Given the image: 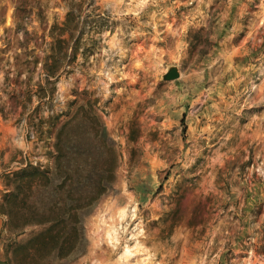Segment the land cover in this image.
I'll list each match as a JSON object with an SVG mask.
<instances>
[{
	"label": "rangeland",
	"instance_id": "obj_1",
	"mask_svg": "<svg viewBox=\"0 0 264 264\" xmlns=\"http://www.w3.org/2000/svg\"><path fill=\"white\" fill-rule=\"evenodd\" d=\"M0 264H264V0H0Z\"/></svg>",
	"mask_w": 264,
	"mask_h": 264
},
{
	"label": "trees",
	"instance_id": "obj_2",
	"mask_svg": "<svg viewBox=\"0 0 264 264\" xmlns=\"http://www.w3.org/2000/svg\"><path fill=\"white\" fill-rule=\"evenodd\" d=\"M74 8H71L69 10V12L67 13V18H66V22L64 23L65 27H68L69 24L73 21L72 17L74 15ZM65 34V29H63V32L60 34L61 36H63ZM57 41L59 43H68V40L66 38H58ZM63 49V50H62ZM60 52L57 54L56 52L58 51H53L49 56H47L43 66H42V71H43V79L45 80V84L44 85H40L38 92L36 93V95L38 96V98L40 100L45 99L46 97L51 98L53 95V89L49 88L50 85L53 84V86L56 84V80L58 79V77L60 76L61 72H65L67 71V66L70 65V61H66L64 59L65 56H67V49L66 46L62 47L60 50ZM63 56H62V55ZM54 79V80H51ZM26 98L27 101L29 102L31 99V95H32V91L28 90L26 93ZM84 109L83 105H79V109L77 110V112L73 115V117H71L70 119H67L64 122V130H67L69 128V126H71V124H73L76 120H78L80 118V111ZM71 137L69 138L70 140L73 139V135H70ZM68 139V140H69ZM106 187L103 186V188L101 189L100 193L104 194L106 193ZM94 200V198L91 199V202Z\"/></svg>",
	"mask_w": 264,
	"mask_h": 264
},
{
	"label": "water",
	"instance_id": "obj_3",
	"mask_svg": "<svg viewBox=\"0 0 264 264\" xmlns=\"http://www.w3.org/2000/svg\"><path fill=\"white\" fill-rule=\"evenodd\" d=\"M178 76L177 72L176 71H173L171 74H170V77L171 78H176Z\"/></svg>",
	"mask_w": 264,
	"mask_h": 264
}]
</instances>
